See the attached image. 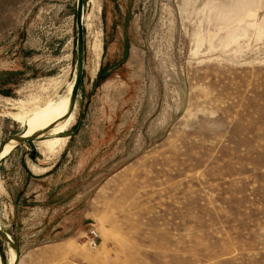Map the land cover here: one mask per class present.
Wrapping results in <instances>:
<instances>
[{
    "label": "rangeland",
    "instance_id": "1",
    "mask_svg": "<svg viewBox=\"0 0 264 264\" xmlns=\"http://www.w3.org/2000/svg\"><path fill=\"white\" fill-rule=\"evenodd\" d=\"M75 6L0 0V147L69 95ZM81 18L65 144L0 155L18 264H264V0H82Z\"/></svg>",
    "mask_w": 264,
    "mask_h": 264
},
{
    "label": "bare ground",
    "instance_id": "2",
    "mask_svg": "<svg viewBox=\"0 0 264 264\" xmlns=\"http://www.w3.org/2000/svg\"><path fill=\"white\" fill-rule=\"evenodd\" d=\"M198 42H199V45H201L202 40H199ZM94 50H95V47H94ZM95 51L97 52V55H98L99 54L98 49ZM68 96L58 102H52L50 105L45 106L44 108H42L41 111H39L40 113H38L37 116L35 117L31 116V119L27 122L29 126V131L26 133V136L24 133L21 134L24 137H27V136L35 137L36 136L37 138L39 137L40 134L50 131V133L53 135L52 138L50 139L40 138L36 142L37 149L43 155H46V156H49L52 154L55 155V153L58 152L60 147H63V145L65 144L67 140V137H64L60 134L64 132V130H66V128L72 121H74L73 110L69 114V116L65 118L66 113H67V108H68ZM10 142L13 143L12 140ZM11 149H12L11 145H4L2 147L1 152L2 151L9 152ZM1 152H0V155H1Z\"/></svg>",
    "mask_w": 264,
    "mask_h": 264
},
{
    "label": "water",
    "instance_id": "3",
    "mask_svg": "<svg viewBox=\"0 0 264 264\" xmlns=\"http://www.w3.org/2000/svg\"><path fill=\"white\" fill-rule=\"evenodd\" d=\"M81 13H82V0H76L75 6V62H74V76L71 85V89L68 96V108L66 117L72 112L73 108L75 107V101L77 97V91L80 84L82 72H83V57H84V48H83V31H82V24H81ZM36 136H27L24 137L21 134L12 136L10 140L13 141V146L19 145L26 141L35 140ZM2 147H0V152ZM0 240L5 242L10 250L14 252V261L12 264H18L19 259V251L17 245L11 240L10 234L6 233L2 229H0Z\"/></svg>",
    "mask_w": 264,
    "mask_h": 264
},
{
    "label": "built area",
    "instance_id": "4",
    "mask_svg": "<svg viewBox=\"0 0 264 264\" xmlns=\"http://www.w3.org/2000/svg\"><path fill=\"white\" fill-rule=\"evenodd\" d=\"M97 233L94 230L89 231V235L87 237V244L89 248H94L97 246Z\"/></svg>",
    "mask_w": 264,
    "mask_h": 264
},
{
    "label": "trees",
    "instance_id": "5",
    "mask_svg": "<svg viewBox=\"0 0 264 264\" xmlns=\"http://www.w3.org/2000/svg\"><path fill=\"white\" fill-rule=\"evenodd\" d=\"M75 15V14H74ZM26 142H28V141H26ZM0 242H1V240H0ZM2 243V242H1Z\"/></svg>",
    "mask_w": 264,
    "mask_h": 264
}]
</instances>
